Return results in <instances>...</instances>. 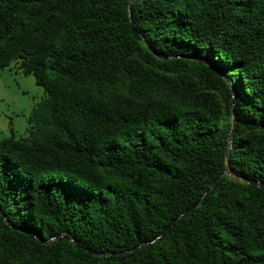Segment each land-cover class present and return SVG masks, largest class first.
<instances>
[{
	"label": "trees",
	"instance_id": "1",
	"mask_svg": "<svg viewBox=\"0 0 264 264\" xmlns=\"http://www.w3.org/2000/svg\"><path fill=\"white\" fill-rule=\"evenodd\" d=\"M130 2L0 0V264H264V0Z\"/></svg>",
	"mask_w": 264,
	"mask_h": 264
},
{
	"label": "rangeland",
	"instance_id": "2",
	"mask_svg": "<svg viewBox=\"0 0 264 264\" xmlns=\"http://www.w3.org/2000/svg\"><path fill=\"white\" fill-rule=\"evenodd\" d=\"M47 93L33 75H26L13 62L0 69V139L27 135V117Z\"/></svg>",
	"mask_w": 264,
	"mask_h": 264
},
{
	"label": "water",
	"instance_id": "3",
	"mask_svg": "<svg viewBox=\"0 0 264 264\" xmlns=\"http://www.w3.org/2000/svg\"><path fill=\"white\" fill-rule=\"evenodd\" d=\"M133 1H134V0H131V2H130V4H129L130 19H131V30H132V33H133V35L135 36V38H136L137 40H142V37L140 36L139 32H138V31L136 30V28H135V23H134V21H133L132 14H131ZM160 57L165 58V57H163V56H160ZM225 78H226V80L229 82V84L231 85L232 94H233V97H234L235 94H236V88H235V86H234V84H233V80H231L230 78H227V77H225ZM230 142H232V137H230ZM229 151H230V150H228V153H229ZM227 172H229V173L232 172L231 169L229 168V166H228V170H227ZM248 183H250V184H252V185H257V186H259V187L264 188V182H261V181H259V182H257V181H248ZM196 206H197V204H195V205H193L192 207H190L189 209H187V210H186V213L191 212Z\"/></svg>",
	"mask_w": 264,
	"mask_h": 264
}]
</instances>
